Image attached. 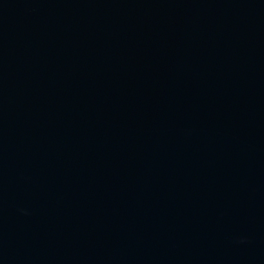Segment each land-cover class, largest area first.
<instances>
[{"label": "water", "instance_id": "95a60500", "mask_svg": "<svg viewBox=\"0 0 264 264\" xmlns=\"http://www.w3.org/2000/svg\"><path fill=\"white\" fill-rule=\"evenodd\" d=\"M0 264H264V0H0Z\"/></svg>", "mask_w": 264, "mask_h": 264}]
</instances>
